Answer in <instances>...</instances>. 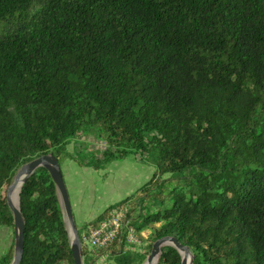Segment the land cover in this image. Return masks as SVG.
<instances>
[{"label":"trees","instance_id":"trees-1","mask_svg":"<svg viewBox=\"0 0 264 264\" xmlns=\"http://www.w3.org/2000/svg\"><path fill=\"white\" fill-rule=\"evenodd\" d=\"M74 138L101 139L102 151ZM135 153L149 180L112 208L175 237L191 264H264V0H0V226L17 170L51 154L103 169ZM18 264H73L44 167L21 185ZM127 228L83 264H142ZM151 246V245H150ZM148 246V247H150ZM104 255V262H98ZM13 258L12 244L0 264ZM164 246L157 264H180Z\"/></svg>","mask_w":264,"mask_h":264},{"label":"rangeland","instance_id":"rangeland-1","mask_svg":"<svg viewBox=\"0 0 264 264\" xmlns=\"http://www.w3.org/2000/svg\"><path fill=\"white\" fill-rule=\"evenodd\" d=\"M76 145H79V147L84 149L85 152L87 150H97L100 152L106 147V144L101 139L84 140L74 138L68 145V150L71 151ZM63 160L64 159L61 157L60 162ZM91 170L92 177L88 178V185L93 186L94 190L90 204L92 209L100 214L109 205H112L134 193L138 187L148 181L153 173V166L143 161L139 155L132 153L121 160L111 162L103 169ZM107 214L108 212L105 217ZM158 226L159 224H149L147 228L140 233H133L130 237V241L127 243L126 248L128 250L138 251L145 254V260L142 264L145 263L146 257L154 242L153 230ZM67 229L70 232L71 238L72 233L68 224ZM14 241V229L0 226V256L5 253L11 244L12 246L14 245ZM86 249L88 248L86 247ZM99 259L101 261L99 260L98 262H104L105 256L102 255Z\"/></svg>","mask_w":264,"mask_h":264},{"label":"water","instance_id":"water-1","mask_svg":"<svg viewBox=\"0 0 264 264\" xmlns=\"http://www.w3.org/2000/svg\"><path fill=\"white\" fill-rule=\"evenodd\" d=\"M39 167H44L45 169L48 170L55 184L58 197L63 207V211H64L63 217L65 216L64 221L66 224V229H67V224L70 226V230L72 233V239H70V232L68 231V229H67V234L69 238L70 250H71V254L73 258V264H83L82 245H81V241H80V238L76 230L75 223L73 221L67 188H66L63 176H62L59 162L57 158H55L51 154H44V155L38 156L30 160L29 162L23 164L17 170L11 184L7 187L6 200H7L8 207L13 216V229L15 231V241L13 245L14 246L13 258L9 264H18L20 262L22 252H23V234H24V220H23V217L19 209V201H18L17 208L13 207L10 202V194L15 189L17 184H19L18 192H17V198L19 200L20 188H21L22 183L28 176H30ZM164 246H172L179 252L181 256L180 264H191L192 255L189 251V248L185 245H182L175 237H172V236H164L159 239H156L151 246V250L146 257L145 263L157 264V261L161 254V250Z\"/></svg>","mask_w":264,"mask_h":264},{"label":"crops","instance_id":"crops-1","mask_svg":"<svg viewBox=\"0 0 264 264\" xmlns=\"http://www.w3.org/2000/svg\"><path fill=\"white\" fill-rule=\"evenodd\" d=\"M60 169L67 188L73 221L79 228L84 222L91 221L98 214L90 204L94 188L88 185V178L92 177V170L79 166L67 158L60 162ZM59 203L63 213L60 199Z\"/></svg>","mask_w":264,"mask_h":264},{"label":"built area","instance_id":"built-area-1","mask_svg":"<svg viewBox=\"0 0 264 264\" xmlns=\"http://www.w3.org/2000/svg\"><path fill=\"white\" fill-rule=\"evenodd\" d=\"M127 211L128 206L126 204L121 207L112 208L97 226L89 227L88 230L83 233L82 244L90 251L103 248L121 234L124 228H127L128 243L135 231L132 227H128V220L126 219Z\"/></svg>","mask_w":264,"mask_h":264},{"label":"bare ground","instance_id":"bare-ground-1","mask_svg":"<svg viewBox=\"0 0 264 264\" xmlns=\"http://www.w3.org/2000/svg\"><path fill=\"white\" fill-rule=\"evenodd\" d=\"M18 186H19V184H17L15 189L10 194V202H11L12 206L15 207V208H17V205H18V198H17ZM70 239H72V234H71V238ZM154 260H153V262H154ZM144 264H147V263H144Z\"/></svg>","mask_w":264,"mask_h":264}]
</instances>
